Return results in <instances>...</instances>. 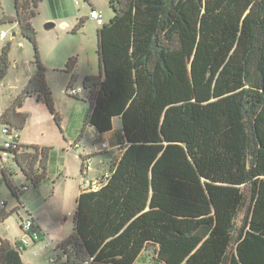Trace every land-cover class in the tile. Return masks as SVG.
Returning a JSON list of instances; mask_svg holds the SVG:
<instances>
[{
    "label": "trees",
    "instance_id": "1",
    "mask_svg": "<svg viewBox=\"0 0 264 264\" xmlns=\"http://www.w3.org/2000/svg\"><path fill=\"white\" fill-rule=\"evenodd\" d=\"M39 1L15 0V15L0 19L17 24L34 49V73L0 114L9 132L24 128L19 109L31 96L60 129L31 24ZM109 7L112 17L97 29L99 74L81 81L83 125L106 133L119 117L122 138L106 181L76 199L72 231L56 247L64 264H134L145 252L159 264H264V0H109ZM8 54L9 43L0 82ZM74 64L66 63L67 88ZM50 152L18 140L8 149L34 189L48 179ZM15 175L0 171L18 202L7 210L0 199V225L22 204L25 185ZM24 249L0 236V264H25Z\"/></svg>",
    "mask_w": 264,
    "mask_h": 264
},
{
    "label": "rangeland",
    "instance_id": "2",
    "mask_svg": "<svg viewBox=\"0 0 264 264\" xmlns=\"http://www.w3.org/2000/svg\"><path fill=\"white\" fill-rule=\"evenodd\" d=\"M92 8L101 14L103 24L107 23L113 15L109 7V0H40L37 4L36 15L31 21L36 33L39 57L46 69V83L52 95L54 109L61 118L60 129L62 134L59 133L61 140L74 138L77 130L82 126L88 109L87 91L81 85L83 77L99 74L96 54L99 26L89 18ZM14 15L15 0H1L0 19L2 16ZM47 23H52L54 27L46 30L44 26ZM1 31L6 33V37L4 40H0V53L1 49L9 43L10 66L6 77L0 82V113L6 102L22 91L27 79L32 76L35 70L32 64L34 60L33 46L21 36L18 25L1 24ZM12 32L17 33L13 39H11ZM71 58L75 59L73 73L76 81L73 87L81 89L76 97H71L66 93L69 89L67 86L71 75L65 72V68L67 61ZM36 100L34 99V103ZM38 103L46 114L53 119L46 105L41 101ZM24 111L27 116L30 115L26 109ZM119 127L120 123L116 120L112 132L115 138L119 135ZM56 129L59 132L57 126ZM87 138H81V147L85 145L92 147L96 146L97 143V145L100 144L90 139L87 140ZM56 142L54 137L49 139V144H52L49 147L52 151L47 166L48 179L38 189L29 186V190L24 194L25 209L27 208L34 219L44 226L43 232L41 231L42 241L33 245L35 243L29 240V245L22 251V260L27 264H48L47 260L50 257L60 254L59 251L54 252V249L69 236L72 230L71 216L76 208L77 195L75 192L78 190L77 182L73 178H75L76 167L79 168L81 160L75 158V151L69 147L63 150L55 147ZM82 149H79V153ZM115 153H117L116 149ZM101 159L106 163V169V166L111 162L110 157H93L90 165L92 167L98 166ZM64 161L68 165V174L63 173L62 164ZM20 181V175H15L14 182L18 185ZM54 189L55 197L52 200L53 196L51 197L50 194ZM0 199L7 202V210H11L16 204L15 199L10 196L5 184L1 181ZM20 215L21 221L27 218L25 210H21ZM20 219L13 215L4 224L5 226L7 223L14 224L17 236L20 233L23 234L17 228ZM6 236L12 237L9 233ZM134 264L159 263L153 260L150 253L145 252Z\"/></svg>",
    "mask_w": 264,
    "mask_h": 264
},
{
    "label": "crops",
    "instance_id": "3",
    "mask_svg": "<svg viewBox=\"0 0 264 264\" xmlns=\"http://www.w3.org/2000/svg\"><path fill=\"white\" fill-rule=\"evenodd\" d=\"M92 9H95V8H92ZM16 35H17V33H16ZM4 39H2V40H4ZM29 78L27 79V81L29 80ZM34 99H36V98L33 97V96L26 98L24 103H23V105H22V107L19 109V111L23 112V113H26L24 111L26 109V111H28V113L30 115H28V117H27V121H26V124L24 125V128L21 131L18 132V142H19L20 145H29V146L35 145V146H41V147L42 146L49 147L50 145H52V144H49V139L51 140V138L54 137L56 139V141H57L56 142L57 144L55 145V147H58L59 149H62V150L67 148V147H69L70 149L74 150L75 153H76L75 154V158L81 160V164H80L79 168H78V166L76 167V171H75L76 175L74 176L75 178H73V180L75 182H77L78 190H76L75 193H76V195L78 197V195L81 192L82 177L84 176V174H83L84 165H85L87 159H89L90 162H91L93 157L105 156V157H110L111 161H112V159L115 156H117L118 147L120 145L121 138H122L120 118L119 117H114L112 119V130H110L109 132L98 133L93 127H90V126H85L84 127V125H83L84 123H82L81 128L79 130H77V134L74 136V138H72V139L70 138L69 140L63 138L64 140L63 139L61 140L60 139V134H62L61 129L58 128V126L56 125L54 119H51V116L46 114V112L43 110L41 105H39V103H38L39 101L38 100H36V103H34ZM11 101H12V99H10V100H8V102H6V105L4 106L3 110L10 104ZM116 120H118L119 123H120V127H119L120 128V132H119L118 136L116 134L117 137L115 138V137H113V135H112L113 133L112 132H113V125L115 124ZM83 122H84V120H83ZM56 126H57L59 132L57 131ZM78 132H79V134H78ZM82 137H88L87 140L90 139L91 141L99 142L100 144L97 145L98 144L97 143L96 146H92V147H90L88 145H85L84 147H81L80 140H81ZM0 138H1V136H0ZM0 141H1V139H0ZM101 143H105L106 144V146H107L106 150H102L100 148ZM74 144H76V147L73 146ZM79 149H82V151L80 153H79ZM115 149L117 150V153H115ZM50 154H51V152H50ZM49 158H50V156H49ZM99 163L100 164L98 166H95V167H92L90 165V167H91L90 171L85 173V177L92 182V185H93L92 190H96V189H98L101 186V178H102V176L105 173H108V166L109 165L106 166V169H105L106 163L104 162V160L101 159L99 161ZM47 166H48V163H47ZM7 167H9L11 169V171L15 172L16 176L18 174L20 175L21 181L19 182L18 185L19 186L20 185L21 186L25 185L24 187L27 188L26 190H22L23 192H22V195H21V198H20V201H21L22 204H21V207L18 210V213L14 214V215H16L18 217V219H20L21 210H25L26 215H28V214L31 215V217L34 220L35 226L39 227L40 234H41L43 232V230H44V226L42 224H40L39 221H36L34 219L32 214L27 210V208L25 209L24 204H23L24 194H25L26 191L29 190V186L30 185H28L24 181V178L20 174L18 169H16L13 165H11V161L10 160L7 163ZM15 169L17 170V172H16ZM62 169H63V173L68 174V172H67L68 165H67L66 161L63 162ZM46 172H47V169H46ZM47 178H48V174H47ZM38 188H36V189H38ZM52 193L50 194V196L51 197L53 196L51 198L53 200L54 197H55L54 196L55 189L53 190ZM2 201H4L6 203V206H7V202L5 200H2ZM75 204H76V201H75ZM17 206H18V202L16 201V204L11 209H13V208H15ZM74 212H75V210H74ZM72 217H73V215L71 216V218ZM7 221H8V219H6L0 225V236L2 238H4V239L8 240L12 244L17 243V244L20 245V240H21V238L24 235L23 231L21 230V220H20V222H18V227L17 228H19V230L23 234L21 235V233H20L18 236L15 233L16 230H15L14 224L7 223L6 226L4 225ZM3 228H4V230H3ZM7 232L10 235H12L11 238L6 236V235H8ZM42 239H43V235L41 234L40 240L38 242H36L35 244H33V245H36L37 243L41 242ZM24 250H22V251H24ZM142 255H140L137 260H139L140 257H142ZM21 258H22V253H21ZM25 264H27V263H25Z\"/></svg>",
    "mask_w": 264,
    "mask_h": 264
},
{
    "label": "built area",
    "instance_id": "4",
    "mask_svg": "<svg viewBox=\"0 0 264 264\" xmlns=\"http://www.w3.org/2000/svg\"><path fill=\"white\" fill-rule=\"evenodd\" d=\"M89 18L94 20L97 24V26H101L102 23V17L101 14L95 10L91 9L89 13ZM6 37V33L4 31L0 32V39H4ZM81 91L80 88L75 89L74 87L69 88L66 93L70 95L71 97H76L79 92ZM0 136L1 141L0 143V171L5 169L7 166V163L9 161V154L8 149L11 147V145L18 140V132H9L6 127L0 126ZM76 147V144L73 145ZM100 148L102 150H106L107 146L105 143H101ZM90 160L87 159L85 165H84V176L82 177V184H81V190L87 191L89 189L92 190L93 185L92 182L85 177V173L90 171ZM109 173H105L101 178V184L106 181L108 178ZM26 187H23L22 190H26ZM3 204V203H2ZM35 224L30 220L29 217H27L25 220L21 221V229L24 233L23 237L20 240V243L23 247H27L29 245V240L32 243H36L40 240L41 234L39 231L34 230ZM57 251L56 248L54 249V252ZM60 252V251H59ZM64 257L62 253L60 252L59 255H55L54 257H50L47 260L48 264H64Z\"/></svg>",
    "mask_w": 264,
    "mask_h": 264
},
{
    "label": "water",
    "instance_id": "5",
    "mask_svg": "<svg viewBox=\"0 0 264 264\" xmlns=\"http://www.w3.org/2000/svg\"><path fill=\"white\" fill-rule=\"evenodd\" d=\"M53 27H54V25H53L52 23H47V24H45V26H44V28H45L46 30H49V29H51V28H53ZM15 36H16V33H15V32H12V34H11V39H13Z\"/></svg>",
    "mask_w": 264,
    "mask_h": 264
}]
</instances>
